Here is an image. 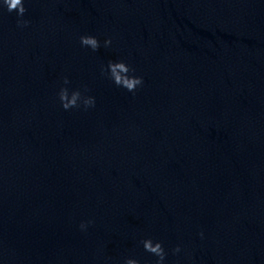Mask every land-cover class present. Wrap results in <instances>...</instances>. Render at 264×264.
Masks as SVG:
<instances>
[{
  "label": "clouds",
  "instance_id": "clouds-1",
  "mask_svg": "<svg viewBox=\"0 0 264 264\" xmlns=\"http://www.w3.org/2000/svg\"><path fill=\"white\" fill-rule=\"evenodd\" d=\"M3 5L7 7L8 12L16 11L18 17H23L25 12L27 11L24 7L23 0H3ZM28 23L29 22L25 20L18 19L17 21L18 26H25ZM80 43L82 46L90 47L92 51H97L100 47V42L98 41V39L91 35L81 36ZM110 44L111 39H106L104 41L105 47H108ZM104 71L105 69L102 67L101 72L104 73ZM134 71L135 70L132 69L124 61L114 62L110 60L107 64V73L113 83L118 87H123L129 92H135V90L143 84L142 77L129 75V73ZM63 83L65 85L69 83L67 77L64 78ZM58 96L61 106L65 110L79 108L81 106V103L83 104L85 109H87L88 107H94L95 105V98L82 95L79 89L69 93L67 87H61ZM88 223H91V221H89ZM80 228L81 230H86L87 223L82 222L80 224ZM141 243L143 244V248L145 251L158 257L156 264H163L166 253L161 242L154 243L152 239L149 238L142 240ZM173 251L174 253H178L180 251V247L177 246L175 249H173ZM124 264H139V261L136 259L127 258L124 261Z\"/></svg>",
  "mask_w": 264,
  "mask_h": 264
}]
</instances>
